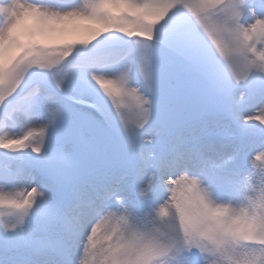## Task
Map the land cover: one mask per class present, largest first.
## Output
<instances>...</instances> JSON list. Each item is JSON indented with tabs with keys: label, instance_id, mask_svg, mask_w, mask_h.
Returning a JSON list of instances; mask_svg holds the SVG:
<instances>
[{
	"label": "snow or ice",
	"instance_id": "1",
	"mask_svg": "<svg viewBox=\"0 0 264 264\" xmlns=\"http://www.w3.org/2000/svg\"><path fill=\"white\" fill-rule=\"evenodd\" d=\"M0 264H264V0H0Z\"/></svg>",
	"mask_w": 264,
	"mask_h": 264
}]
</instances>
